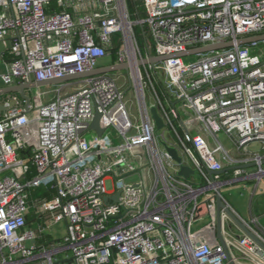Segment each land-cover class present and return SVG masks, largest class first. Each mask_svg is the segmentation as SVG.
<instances>
[{
  "label": "built area",
  "instance_id": "obj_1",
  "mask_svg": "<svg viewBox=\"0 0 264 264\" xmlns=\"http://www.w3.org/2000/svg\"><path fill=\"white\" fill-rule=\"evenodd\" d=\"M141 6L143 15L133 19L128 0H0V43H10L0 89L92 72L113 51V65H129L56 91L36 89L28 108L18 94L0 97V264H58L66 251L73 264H264L260 219L244 220L222 196L259 241L222 210V244L217 217L226 186L257 180L258 187L264 179V155L248 152L256 142L264 150V43L238 45L264 35V0H142ZM137 26L152 42L145 51ZM224 42L234 45L176 57ZM151 56L170 58L139 65ZM131 90L138 115L126 100ZM153 107L165 124L161 132ZM96 113L102 136L90 129ZM219 134L244 158H233ZM163 143L195 176L178 175ZM147 167L150 186L142 175ZM226 167L235 168L233 178L222 174ZM42 186L54 197L31 202V190ZM32 208L44 223L40 232L28 228ZM60 223L61 240L51 247L39 241Z\"/></svg>",
  "mask_w": 264,
  "mask_h": 264
},
{
  "label": "water",
  "instance_id": "obj_2",
  "mask_svg": "<svg viewBox=\"0 0 264 264\" xmlns=\"http://www.w3.org/2000/svg\"><path fill=\"white\" fill-rule=\"evenodd\" d=\"M138 2L141 3L142 0H138ZM254 43H264V35L247 37V38L240 39L238 41V45H240V46L250 45V44H254ZM233 45H234L233 42L218 43L215 45H210V46H206V47L193 49V50H190L184 54H180L176 57H186V56H191V55L210 53L213 51L229 49V48L233 47ZM169 58L170 57L151 56L149 59H146L144 61H140L139 65L140 66H142L144 64L145 65H147V64H153L154 65V64L162 63ZM128 70H129L128 64H122V65L114 64L112 66L101 67V68L96 69L92 72H88V73H84V74H78V75H74V76H67V77H64L62 79L49 80V81H44V82H30V83H24V84H20V85L8 87V88H2V89H0V97L10 95V94H18L25 100L26 108H28V106L30 104V97L28 96V92L31 90H36V89H40V88H44V87H50V86H59V85H62V84L68 83V82L77 81V80L85 79V78L92 77V76H97V75L107 74V73H113V72H118V71H128ZM3 111H4V108L2 106H0V113H2ZM151 114H152L153 120L155 122L157 132H161L162 130H164L165 124H164L162 118L158 115V111L155 107H153L151 109ZM100 121H101V115L96 113L95 120L92 123L90 129L96 131L99 136H102L104 130L101 127ZM184 131L187 132L185 128H184ZM163 146L166 149V151L169 153V155L179 164L180 170H179L178 175L180 177L188 180V179H190V177L195 176V174H196L195 170H193L191 167L183 165L182 157L179 155V152L176 148L168 146L167 143H163ZM249 167L251 168L253 166H248L246 168H249ZM239 168L240 167H238L237 169H239ZM224 172L225 171H223L222 174H224ZM210 174L212 175L214 173L210 172ZM106 200H108V198ZM115 200L118 201V198H116ZM222 210H224L229 215L231 220L238 227H240L248 236L252 237L254 240L259 242L255 238V236L248 230L247 226L244 223H242L226 207V205L223 202L222 194H220L217 196V215H218L217 217H218V238L222 244H224L223 238H222V231H221V227H222L221 213H222Z\"/></svg>",
  "mask_w": 264,
  "mask_h": 264
},
{
  "label": "rangeland",
  "instance_id": "obj_3",
  "mask_svg": "<svg viewBox=\"0 0 264 264\" xmlns=\"http://www.w3.org/2000/svg\"><path fill=\"white\" fill-rule=\"evenodd\" d=\"M130 3V2H129ZM130 14L133 16L132 18L135 19L133 15V11L130 9ZM152 44V42L150 41ZM144 50V47H143ZM145 51V50H144ZM109 62L108 59H104L101 61V64H106ZM111 63V62H109ZM158 74L161 79L164 78L163 69L161 67L158 68ZM124 75L127 76V72H124ZM61 86H50V87H44L40 88V92H46V91H56ZM70 92L69 89L65 90L64 93ZM33 99L34 90H31V92L28 93ZM126 100H132L131 109L133 111L134 115H138V104L136 101V98L134 96L133 90L129 91L126 97ZM92 134H88L87 139H90ZM218 139L223 144L225 149H227L230 152H233L234 146L232 142L224 135L219 134ZM213 143V141L211 140ZM249 153H261L264 155L263 145L261 143H253L248 148ZM148 166V164H146ZM257 168H251L249 170L250 173L256 172ZM140 175V174H139ZM139 175L134 176L132 181H137L140 177ZM142 175L145 178V182L147 186H150L151 184V169L147 167V169L143 170ZM194 180H199V176L195 177ZM258 183L257 180H253L252 182L247 183H241L236 184L234 186H226L222 190V196L225 198V200L229 203L231 208L237 212L244 220L250 221L251 215L257 216L260 219V222L262 226L264 227V183L261 182L258 187H256V184ZM107 189H112V182H107ZM255 192V194H254ZM254 194V195H253ZM65 223H60L59 225L52 228V230L48 231V234L52 235V239H61L63 237V234L65 233Z\"/></svg>",
  "mask_w": 264,
  "mask_h": 264
},
{
  "label": "crops",
  "instance_id": "obj_4",
  "mask_svg": "<svg viewBox=\"0 0 264 264\" xmlns=\"http://www.w3.org/2000/svg\"><path fill=\"white\" fill-rule=\"evenodd\" d=\"M139 4L141 6V3H139ZM130 9L133 11V15H134L135 19L143 15V10H141V12H139L136 7H131V4H130ZM141 9H142V6H141ZM9 45H10L9 41L1 42L0 43V73L4 72L5 65L10 60V56H9ZM110 55L111 56H110V58H108V60L111 63L107 62L106 64H102L103 66L107 67V66H112L113 65V62L116 60V54L114 55L113 52H112ZM0 87H1V83H0ZM29 92H31V91H29ZM28 96H30V95H28ZM177 106L180 107L181 104L178 102L177 103ZM188 111H190V110H188ZM190 113H192V111H190ZM204 136L207 138V140H209L210 145L211 146H214V143L211 142L212 139L208 135H204ZM225 136L232 142V144L234 146L233 152L228 151L230 153V155L233 158L238 159V160H240L241 158H244V156L241 155L237 151V148H236L233 140L229 136H227V135H225ZM234 169L235 168H233V167H226L225 170H224L225 171L224 172V177L226 179L233 178V176H234ZM252 173H255V172H252ZM247 182L249 183V182H252V181H242L241 183H247ZM261 182L264 183V179ZM36 215L37 214H36L35 210H34V214H32V212H30V214L28 216V228L31 229V230H35L37 232H40L41 231L40 230L41 229V226L44 225V223H42L41 220ZM55 226H57V225H55ZM55 226H53L52 228H54ZM52 228L49 229V230H52ZM65 229H66V227H65ZM49 230H47L46 232H44L42 234L41 238H39V241L41 243H43L44 245H46L48 247H51V245H52L53 242H55L57 240H61L63 237L61 239L53 240L52 239V235L51 234H48V231ZM64 234H63V236H64ZM69 256H70V252L69 251L63 252L62 254L61 253L58 254L57 255V258L59 259L58 264H73V262L70 260Z\"/></svg>",
  "mask_w": 264,
  "mask_h": 264
},
{
  "label": "trees",
  "instance_id": "obj_5",
  "mask_svg": "<svg viewBox=\"0 0 264 264\" xmlns=\"http://www.w3.org/2000/svg\"><path fill=\"white\" fill-rule=\"evenodd\" d=\"M131 4V7H136L138 9L139 12H141V6L138 2V0H128ZM135 9V8H134ZM145 33V29L141 28L140 26H137L135 28V34L138 38V42L141 46V48L143 49V47L145 48L146 46H151L150 40L144 36ZM116 39V38H115ZM113 54H116V51H113ZM150 54H155L154 50L152 48H150ZM55 195V191L52 190L50 187H39L36 188L34 190H31L30 192V201L31 202H36V201H40V200H51ZM34 210L35 208L31 209L32 214H34Z\"/></svg>",
  "mask_w": 264,
  "mask_h": 264
}]
</instances>
